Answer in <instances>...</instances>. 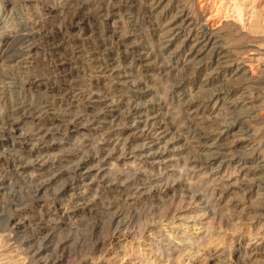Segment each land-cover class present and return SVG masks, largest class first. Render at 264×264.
I'll list each match as a JSON object with an SVG mask.
<instances>
[{"label": "rangeland", "instance_id": "obj_1", "mask_svg": "<svg viewBox=\"0 0 264 264\" xmlns=\"http://www.w3.org/2000/svg\"><path fill=\"white\" fill-rule=\"evenodd\" d=\"M208 2L212 36L196 0H0V264H264V0Z\"/></svg>", "mask_w": 264, "mask_h": 264}, {"label": "bare ground", "instance_id": "obj_2", "mask_svg": "<svg viewBox=\"0 0 264 264\" xmlns=\"http://www.w3.org/2000/svg\"><path fill=\"white\" fill-rule=\"evenodd\" d=\"M197 2H198V5H197V8H196V16L198 17V19L200 20V22H201V28H202V32L204 33V34H207V35H210V36H212V34L214 33V32H216L217 31V29L219 28V24H221L220 23V21L218 22V20H216V18L211 14V7H210V4H209V2H208V0H196ZM221 26V25H220ZM251 27V26H250ZM247 29H248V27H247ZM251 30V29H250ZM253 31L255 30V29H252ZM256 31V30H255ZM256 32H254V34H255ZM245 56V55H244ZM241 60H242V58H241ZM252 63H253V59H252V57H247V58H243V60L241 61V63L239 64V66H240V69L245 73V74H247V73H249L250 75H251V78L252 79H255L256 78V76H255V74L254 73H256V72H254L252 69H254V68H252ZM249 71H248V70ZM242 72V73H243ZM254 72V73H253ZM249 77V76H248ZM183 210V209H182ZM182 216H183V214L182 213H178V215H173V216H171V218L169 219L170 221H172V220H174V219H177V217L178 218H182ZM168 220V221H169ZM169 221V222H170ZM11 235V234H10ZM2 237L3 238H5V235L3 236L2 235ZM7 237H9V236H7ZM6 239V238H5ZM30 258V257H29ZM23 259H25V258H23ZM32 260V259H31ZM26 261L24 260V263H25ZM29 262V261H28Z\"/></svg>", "mask_w": 264, "mask_h": 264}]
</instances>
